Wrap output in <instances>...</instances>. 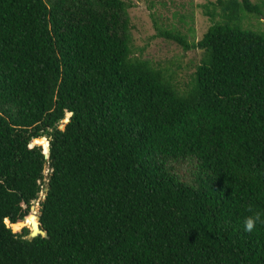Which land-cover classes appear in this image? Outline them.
I'll list each match as a JSON object with an SVG mask.
<instances>
[{
    "label": "trees",
    "instance_id": "16d2710c",
    "mask_svg": "<svg viewBox=\"0 0 264 264\" xmlns=\"http://www.w3.org/2000/svg\"><path fill=\"white\" fill-rule=\"evenodd\" d=\"M132 7L0 0V264H264V1L202 5L197 42L157 28L202 52L186 89L133 56Z\"/></svg>",
    "mask_w": 264,
    "mask_h": 264
},
{
    "label": "rangeland",
    "instance_id": "374dc122",
    "mask_svg": "<svg viewBox=\"0 0 264 264\" xmlns=\"http://www.w3.org/2000/svg\"><path fill=\"white\" fill-rule=\"evenodd\" d=\"M48 4L52 0H45ZM133 7L129 10L132 23V53L133 56L151 61L155 66L165 69L171 75L174 84L180 89H186L194 72L202 59L199 49L184 50L178 43L158 35V29L180 30L187 34L189 42H197L211 25V20L203 13L202 5L215 0H125ZM260 4L264 0H251ZM264 13V8H263ZM243 26L253 30L264 31V16L261 18L246 16ZM66 118L59 124L63 129ZM35 143V141L33 142ZM169 165L181 180L193 183L199 171L194 157L182 162L171 160ZM51 170L46 165L42 195L31 203V213L39 216L40 201L43 199ZM26 226L31 231L30 225ZM24 227V226H23ZM22 227V228H23ZM22 228L13 232H21ZM30 233V232H29Z\"/></svg>",
    "mask_w": 264,
    "mask_h": 264
},
{
    "label": "water",
    "instance_id": "95a60500",
    "mask_svg": "<svg viewBox=\"0 0 264 264\" xmlns=\"http://www.w3.org/2000/svg\"><path fill=\"white\" fill-rule=\"evenodd\" d=\"M66 120H67V122H69V118L66 119ZM44 138L48 142L47 149L45 150V147L42 144L40 146H41V148L43 150L45 158L48 159L49 158V140L46 137H44ZM35 219H36L35 221H32L30 223L31 231H30L29 235L27 236L28 239H30V240L35 238V237H37V236H39V235H41V236H45L46 235L45 232L40 227V218H39V216H35Z\"/></svg>",
    "mask_w": 264,
    "mask_h": 264
},
{
    "label": "clouds",
    "instance_id": "9594fccd",
    "mask_svg": "<svg viewBox=\"0 0 264 264\" xmlns=\"http://www.w3.org/2000/svg\"><path fill=\"white\" fill-rule=\"evenodd\" d=\"M259 220V214L246 217L243 222L244 231L251 233L255 229L256 224Z\"/></svg>",
    "mask_w": 264,
    "mask_h": 264
},
{
    "label": "built area",
    "instance_id": "2783aa9c",
    "mask_svg": "<svg viewBox=\"0 0 264 264\" xmlns=\"http://www.w3.org/2000/svg\"><path fill=\"white\" fill-rule=\"evenodd\" d=\"M47 182H48V181H47ZM39 184H40V191H39V193H38V196H39V195H42V191H43L42 182L39 181ZM44 190H45V193H44V195H43V199H42V200H44V198H45L46 191H47V187H46V189H44ZM36 199H38V197H37ZM36 199H35V200H36ZM35 200H34V201H35ZM40 203H41V201H40Z\"/></svg>",
    "mask_w": 264,
    "mask_h": 264
},
{
    "label": "bare ground",
    "instance_id": "6f19581e",
    "mask_svg": "<svg viewBox=\"0 0 264 264\" xmlns=\"http://www.w3.org/2000/svg\"><path fill=\"white\" fill-rule=\"evenodd\" d=\"M46 149H47V147H46ZM36 219H35V215L34 214H31V216L28 218V220H27V223L30 225V223L32 222V221H35Z\"/></svg>",
    "mask_w": 264,
    "mask_h": 264
}]
</instances>
